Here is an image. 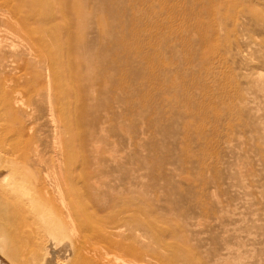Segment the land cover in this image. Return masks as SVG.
Instances as JSON below:
<instances>
[{"label":"rangeland","instance_id":"1","mask_svg":"<svg viewBox=\"0 0 264 264\" xmlns=\"http://www.w3.org/2000/svg\"><path fill=\"white\" fill-rule=\"evenodd\" d=\"M1 3L12 22L0 17V38L48 59L31 62L43 84L20 95L43 97L25 120L34 145L79 146L102 180L147 197L211 263L238 252L264 264V0Z\"/></svg>","mask_w":264,"mask_h":264},{"label":"bare ground","instance_id":"2","mask_svg":"<svg viewBox=\"0 0 264 264\" xmlns=\"http://www.w3.org/2000/svg\"><path fill=\"white\" fill-rule=\"evenodd\" d=\"M5 9L1 3L0 17H5L2 23L8 25L12 15ZM10 42L0 38V264H249L233 251L225 257L213 256L211 263L210 256L191 246L173 219L157 212L147 197H125L116 192L107 178L102 180L101 167L83 159L79 146L77 152L69 150L67 142L73 140L74 146L77 141L72 139L76 135L73 131L70 136L74 137L67 142L56 133L60 142L65 141L70 148L60 142L62 146L53 145L50 151L40 148L38 143L34 145V138L24 131L25 120L31 121L38 115L43 97L39 98L37 93L35 106L23 102L20 95L35 91L28 93L24 88L27 81L33 80L37 85L42 82V69L28 71V66L45 53L42 48L37 52L15 50ZM53 67L46 70L51 74L52 69L56 71ZM57 76L59 73L50 77ZM69 82L67 86L72 84ZM40 86L37 87L41 89ZM73 89L67 88L69 93ZM57 104L54 102L52 107ZM52 110L48 108L50 114ZM15 122L21 125L16 127ZM64 122L67 124L65 119ZM75 125L69 127L77 128Z\"/></svg>","mask_w":264,"mask_h":264}]
</instances>
